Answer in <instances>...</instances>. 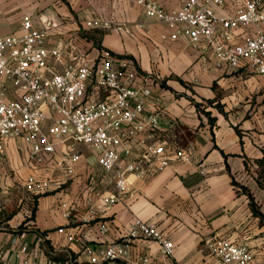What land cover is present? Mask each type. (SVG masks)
Instances as JSON below:
<instances>
[{"label": "crops", "instance_id": "1", "mask_svg": "<svg viewBox=\"0 0 264 264\" xmlns=\"http://www.w3.org/2000/svg\"><path fill=\"white\" fill-rule=\"evenodd\" d=\"M155 1L165 9L181 5V0ZM214 8L221 15L229 10ZM87 15L123 22L131 32L85 27ZM26 16L61 22L49 38L51 44L73 39L76 52L90 59L103 48L133 59L138 81L152 88L149 109L160 114L156 133L142 135L136 152L145 142L167 140L188 149L191 159L144 178L132 176V194L108 205L114 186L103 180L94 153L81 148L76 175L51 172L52 188L37 196L34 218L25 221L22 208L2 220L6 227L0 230V248L9 264H24V259L91 264L59 229L82 233L98 249L126 239L136 218L169 231L175 244L173 264H214L205 243L213 235L247 244L254 254L250 264H264V218L253 213L249 196L235 185L245 187L264 214V187L257 180L258 160L264 157V75L204 61L202 45L191 46L185 36L171 39L172 29L149 18L139 0H0V36L19 30ZM249 32L240 28L236 34L240 39ZM87 34H98L100 46ZM6 150L8 161L0 166V211L15 193L18 197L27 191L25 179L32 171L24 139L7 140ZM104 225L109 227L106 233ZM131 243L132 256L146 255L150 264H164L158 243L143 238ZM24 245L26 251L18 256Z\"/></svg>", "mask_w": 264, "mask_h": 264}, {"label": "built area", "instance_id": "2", "mask_svg": "<svg viewBox=\"0 0 264 264\" xmlns=\"http://www.w3.org/2000/svg\"><path fill=\"white\" fill-rule=\"evenodd\" d=\"M146 15L165 23L171 39L188 38L193 47L202 45L203 60L217 67H244L264 75V0H181L175 9H165L155 0H139ZM229 9L219 14L214 6ZM85 27L116 28L131 32L123 22L86 16ZM139 27L143 24L139 23ZM61 22L40 16H26L15 32L0 36V166L8 161L6 142L22 138L29 144L26 190L34 195L48 193L52 173L76 175L83 152L94 153L103 180L113 185L108 205L132 194L131 177H147L163 171L173 162L191 159V152L167 140L136 146L142 135L152 136L159 128L160 114L149 109L152 88L139 82L133 59L101 49L96 58L77 53L73 39L49 38ZM250 30L240 39L236 31ZM52 172V173H51ZM201 172L205 174V169ZM96 181L95 176L92 177ZM242 190L241 187L236 186ZM108 226H102L106 233ZM65 232L77 243L91 264L121 262L150 264L146 255L132 256V240L158 243L164 264H173L175 244L169 231L140 218L134 219L127 238L96 248L82 233ZM214 264H250L254 254L245 243L220 235L205 240ZM24 245L18 256L26 251ZM24 264H34L24 259ZM0 264H9L0 248Z\"/></svg>", "mask_w": 264, "mask_h": 264}, {"label": "rangeland", "instance_id": "3", "mask_svg": "<svg viewBox=\"0 0 264 264\" xmlns=\"http://www.w3.org/2000/svg\"><path fill=\"white\" fill-rule=\"evenodd\" d=\"M94 35L99 37L98 34H94ZM81 148H84V147L81 146L80 149ZM244 192L247 195L250 194L246 189ZM16 194L17 193L14 194L15 199L9 204V206L6 207V209H4L3 211H0V230L6 227V224H4L2 220L22 208L25 210V214H24L25 221L26 220L29 221L32 219L31 217H32L33 209L35 207V201H36L37 195H34L28 191H23V190L20 191V194L18 197H16ZM21 197L22 199L19 201Z\"/></svg>", "mask_w": 264, "mask_h": 264}, {"label": "trees", "instance_id": "4", "mask_svg": "<svg viewBox=\"0 0 264 264\" xmlns=\"http://www.w3.org/2000/svg\"><path fill=\"white\" fill-rule=\"evenodd\" d=\"M86 36L88 38L93 39L97 46H100L99 39L97 37H95L93 35H89V34H87ZM258 163L261 166V169L258 172L259 175H258V179L257 180H258L259 184L264 187V157L262 159L258 160ZM235 185L241 187L243 189V192L245 191V187L239 185L236 182H235ZM248 196L250 198V205H251V209H252L253 213L255 215H257V216H260V217L264 218V214L259 210L257 204L254 201V197L252 196V194L250 193V194H248ZM34 215H35V208L33 209V213H32V217L31 218H34Z\"/></svg>", "mask_w": 264, "mask_h": 264}]
</instances>
